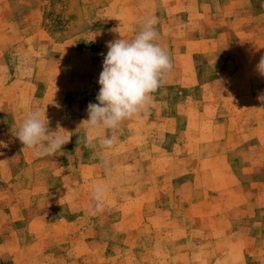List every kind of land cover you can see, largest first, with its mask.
<instances>
[{"label": "rangeland", "instance_id": "374dc122", "mask_svg": "<svg viewBox=\"0 0 264 264\" xmlns=\"http://www.w3.org/2000/svg\"><path fill=\"white\" fill-rule=\"evenodd\" d=\"M152 16L171 72L147 115L89 131L107 43ZM262 57L264 0H0V264L264 262ZM36 108L55 156L14 135Z\"/></svg>", "mask_w": 264, "mask_h": 264}, {"label": "clouds", "instance_id": "9594fccd", "mask_svg": "<svg viewBox=\"0 0 264 264\" xmlns=\"http://www.w3.org/2000/svg\"><path fill=\"white\" fill-rule=\"evenodd\" d=\"M139 23L140 28L131 39L121 37L110 41L106 45L107 54L101 53L104 59L98 79V103L88 104V119L81 123L89 131L116 129L126 120L147 115L153 94L162 87L165 76L173 68L170 55L157 43V18L146 17ZM258 68L264 75V57ZM60 129L51 131L46 111L36 108L24 116L14 135L24 148L32 149L35 157L42 158L55 156L69 142ZM114 142L115 137L99 140L101 147L106 149ZM89 144L95 147L91 141ZM0 146L7 145L0 141ZM108 191L107 184L94 187L93 215L103 210V199Z\"/></svg>", "mask_w": 264, "mask_h": 264}, {"label": "crops", "instance_id": "0c3cea01", "mask_svg": "<svg viewBox=\"0 0 264 264\" xmlns=\"http://www.w3.org/2000/svg\"><path fill=\"white\" fill-rule=\"evenodd\" d=\"M260 264H264V262L260 263Z\"/></svg>", "mask_w": 264, "mask_h": 264}]
</instances>
